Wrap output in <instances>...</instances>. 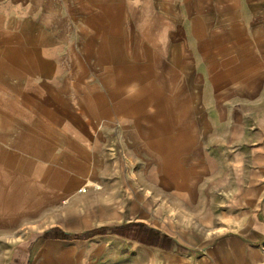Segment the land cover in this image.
<instances>
[{
	"label": "rangeland",
	"instance_id": "374dc122",
	"mask_svg": "<svg viewBox=\"0 0 264 264\" xmlns=\"http://www.w3.org/2000/svg\"><path fill=\"white\" fill-rule=\"evenodd\" d=\"M131 27L116 15L89 22L0 7V159L29 177L52 165L58 178L19 192L29 201L14 226L0 227V264L163 263L147 249L189 245L164 228L172 218L163 201L180 194L218 214L203 224L204 263L229 225L253 219L254 207L231 211L244 199L243 164L229 160L226 142L210 141L222 129L194 109V64L155 63L145 32ZM23 244L29 261L17 263Z\"/></svg>",
	"mask_w": 264,
	"mask_h": 264
},
{
	"label": "crops",
	"instance_id": "0c3cea01",
	"mask_svg": "<svg viewBox=\"0 0 264 264\" xmlns=\"http://www.w3.org/2000/svg\"><path fill=\"white\" fill-rule=\"evenodd\" d=\"M16 6L25 9L27 14L84 15L89 22L96 16L116 15L118 22L128 20L133 30L145 32L151 50L147 56L154 57L155 63L163 57L173 64H194V109L205 113V126L222 129L223 134L211 136L210 141L226 142L229 160L243 164L244 199L240 197L234 202L231 211L235 214L236 207L248 206L255 208V215L239 231L229 225V232L218 237L219 242L208 250L204 263L203 224L218 220V214L213 207L205 212L204 202L193 205L187 195L165 198L162 206L170 208L165 210V215L170 213L172 218L169 226L165 224V230L178 232L170 237L185 240L189 245L164 250L149 248V255L166 257L163 263L155 257L153 261L149 258L147 264H264V0H0V7ZM256 159L260 160L259 166L253 170L252 161ZM51 166L44 169L45 173L41 171L29 177L27 169L13 170L0 159V227L3 230L16 224L17 206H25L29 201L28 196H20L19 192L32 182L44 185L57 181L53 169H49ZM234 166H229L228 174H236ZM39 169L43 170L42 166ZM185 188L188 189L187 184ZM252 191H259L253 200ZM188 206L195 210L188 211ZM175 208L178 212L174 218L179 219V227L173 219ZM192 221L195 225L187 224ZM196 223L200 226L196 227ZM214 229L218 227L207 230ZM212 249L217 250L213 253ZM29 252L28 245L18 246L13 252L14 261L28 262Z\"/></svg>",
	"mask_w": 264,
	"mask_h": 264
},
{
	"label": "trees",
	"instance_id": "16d2710c",
	"mask_svg": "<svg viewBox=\"0 0 264 264\" xmlns=\"http://www.w3.org/2000/svg\"><path fill=\"white\" fill-rule=\"evenodd\" d=\"M44 236H46V233L44 234ZM44 236H43V237H44Z\"/></svg>",
	"mask_w": 264,
	"mask_h": 264
}]
</instances>
